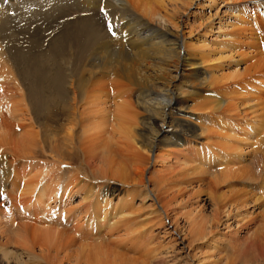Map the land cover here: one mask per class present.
Returning <instances> with one entry per match:
<instances>
[{
  "label": "bare ground",
  "instance_id": "6f19581e",
  "mask_svg": "<svg viewBox=\"0 0 264 264\" xmlns=\"http://www.w3.org/2000/svg\"><path fill=\"white\" fill-rule=\"evenodd\" d=\"M263 161L264 0H0V264H264Z\"/></svg>",
  "mask_w": 264,
  "mask_h": 264
},
{
  "label": "rangeland",
  "instance_id": "374dc122",
  "mask_svg": "<svg viewBox=\"0 0 264 264\" xmlns=\"http://www.w3.org/2000/svg\"><path fill=\"white\" fill-rule=\"evenodd\" d=\"M209 11H210V13H209ZM204 10L203 11V13L202 14H204L203 15V18L202 19H205L209 14H213L215 11H216V9L215 8H212L211 10ZM218 14H222V11H219V13ZM192 22V24L194 23L193 22V20H189V22L188 23H191ZM197 22H199V21H196L195 23H194V25L195 26H197V28H198V25H197ZM216 29H214L213 31H212V33L210 32L209 33V35H207L206 37L208 38H210V39H212V37L214 38L215 37V35H216V31H215ZM196 34L194 33V36H201L202 35V30L200 29V28H198L196 31ZM199 33V34H198ZM212 35V36H211ZM13 38H15V39H17L18 40V38H16V37H13ZM45 39V38H44ZM20 43H23L22 42V40H18ZM215 42V41H214ZM223 62V61H222ZM226 61H224L223 62V64H226L225 63ZM227 64H228V62H227ZM2 71V70H1ZM4 71V77L5 76H7V77H10L11 75L10 74H6V71L5 70H3ZM231 71V68H227V69H225V73H228V72H230ZM18 82V81H17ZM18 84V83H17ZM232 144H233V142H231ZM262 158V155L261 154H259V159H261ZM255 161V159L253 158V156H251V155H248V156H245L244 157V161L242 162V164L244 165V166H250L251 167V164L253 163ZM264 162V161H263ZM155 167H158V166H155ZM262 170H263V172H262ZM261 170V172H260V174H256V175H254V180L252 181H248V180H246V179H240V178H236V179H232V180H230L231 182L230 183H225V186H223V188H221L222 189V191H224V192H230V191H232L231 189H234L233 191H236L235 189H240V190H242V191H245V192H247V190H248V192H249V190H250V192L249 193H251V194H254L255 193V195H257V193L260 191V182H261V180L260 179H262L263 178V173H264V165H263V169ZM230 184V185H229ZM195 185V184H194ZM228 185V186H227ZM230 186V187H229ZM244 189V190H243ZM237 190V191H238ZM254 190V191H253ZM186 192H189L188 193V196H189V201L191 202V203H193V201H194V199H195V196H192V194L195 192V191H192V189H191V187H187V189H186ZM254 192V193H253ZM187 195V194H186ZM259 195V194H258ZM200 198H202V199H206V203H205V205H204V207L202 208L203 209V212L205 213V214H207V215H210V213L212 212V204L210 203V201H209V199H208V196H207V194H205V193H202V194H200V196H199ZM2 206H1V209H2V211H3V213H4V215H7L9 212H11V207L10 206H4L3 204H1ZM259 210H257V211H255L254 212V214L255 215H252V217H256V219L254 220V221H251V219L252 218H249L248 219V221H246L244 224H245V226L246 227H248V231L247 230H244V229H242V230H240V229H238V235H237V242L238 243H242V242H244L245 240H247L248 238H250L251 237V235L254 233V232H256V230H257V225H258V223L260 222L259 221V215L261 214L260 212H258ZM257 212V213H256ZM177 213H179V212H177ZM180 217V216H179ZM178 221L183 225V221H182V219L181 218H178ZM254 223V224H253ZM250 230V231H249ZM245 232V233H244ZM248 233V234H247ZM250 233V234H249ZM220 243H222V245L224 246V248H225V253H226V255H228V258H233L234 256H232L233 254L231 253V251L229 250V249H232V246H230V245H226L228 242H226V244H225V242L223 241V242H221L220 241ZM221 244H220V246L221 247H223ZM226 245V246H225ZM223 248H221V250H222ZM176 252V253H175ZM180 250H178V249H174V251L170 254V257L171 258H167V262L165 263V264H187L186 263V258H185V254H183L182 252H180ZM229 253V254H228ZM224 256L225 258L227 257V256ZM169 262V263H168Z\"/></svg>",
  "mask_w": 264,
  "mask_h": 264
},
{
  "label": "snow or ice",
  "instance_id": "6c2138e0",
  "mask_svg": "<svg viewBox=\"0 0 264 264\" xmlns=\"http://www.w3.org/2000/svg\"><path fill=\"white\" fill-rule=\"evenodd\" d=\"M109 30H111V28Z\"/></svg>",
  "mask_w": 264,
  "mask_h": 264
}]
</instances>
